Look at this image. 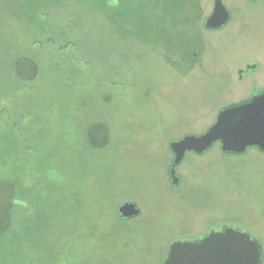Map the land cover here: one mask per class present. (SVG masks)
I'll return each mask as SVG.
<instances>
[{"label":"rangeland","instance_id":"1","mask_svg":"<svg viewBox=\"0 0 264 264\" xmlns=\"http://www.w3.org/2000/svg\"><path fill=\"white\" fill-rule=\"evenodd\" d=\"M215 1L0 0V264H164L173 242L221 227L264 246L259 149L217 143L171 175L172 142L264 88V0H222L232 22L209 31ZM96 123L101 150L86 144ZM126 202L142 215L123 220Z\"/></svg>","mask_w":264,"mask_h":264},{"label":"water","instance_id":"2","mask_svg":"<svg viewBox=\"0 0 264 264\" xmlns=\"http://www.w3.org/2000/svg\"><path fill=\"white\" fill-rule=\"evenodd\" d=\"M231 18L224 2L216 0L205 26L211 31L221 30ZM217 143L228 155L241 156L250 148L264 153V90L246 101L221 109L214 124L203 135H189L171 143L175 156L171 173L173 185L178 184L176 172L188 153L205 154ZM118 213L128 221L141 216L142 210L137 203L126 202ZM164 264H264V246L247 231L221 227L197 239L173 242Z\"/></svg>","mask_w":264,"mask_h":264},{"label":"trees","instance_id":"3","mask_svg":"<svg viewBox=\"0 0 264 264\" xmlns=\"http://www.w3.org/2000/svg\"><path fill=\"white\" fill-rule=\"evenodd\" d=\"M28 71H25V68ZM16 71L19 78H25L29 80L35 79L38 73V66L31 62L29 59H20L16 63ZM26 74V75H25ZM109 142V131L107 126L101 123L93 124L89 127L86 133V144L87 147L94 150H101L108 145ZM5 186L0 184V200L4 197ZM14 197L11 196L8 201H13ZM12 202L10 206L5 208L2 214H0V235L7 231L11 225V213H12Z\"/></svg>","mask_w":264,"mask_h":264},{"label":"flooded vegetation","instance_id":"4","mask_svg":"<svg viewBox=\"0 0 264 264\" xmlns=\"http://www.w3.org/2000/svg\"><path fill=\"white\" fill-rule=\"evenodd\" d=\"M256 1H261V0H256ZM230 11V10H229ZM231 16H232V13H231ZM208 19V18H207ZM207 19H206V21H207ZM206 21H205V24H206ZM232 22V18H231V21H230V23ZM229 23V24H230ZM224 29V28H223ZM209 31H211V30H209ZM260 64H255V63H252V64H250V65H248L247 66V69L246 70H240V75H239V77H240V79L241 80H244V78L245 77H247V76H255L257 73H258V71H259V68H260V66H259ZM262 90H264V88L262 89ZM169 250V249H168ZM168 254V253H167Z\"/></svg>","mask_w":264,"mask_h":264}]
</instances>
